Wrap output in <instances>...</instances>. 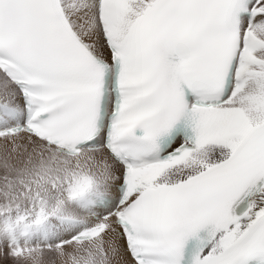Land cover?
<instances>
[{
    "label": "snow or ice",
    "instance_id": "snow-or-ice-1",
    "mask_svg": "<svg viewBox=\"0 0 264 264\" xmlns=\"http://www.w3.org/2000/svg\"><path fill=\"white\" fill-rule=\"evenodd\" d=\"M0 264H264V0H0Z\"/></svg>",
    "mask_w": 264,
    "mask_h": 264
}]
</instances>
